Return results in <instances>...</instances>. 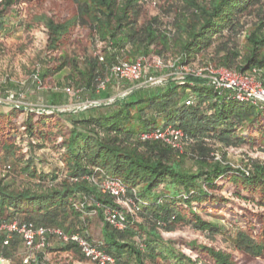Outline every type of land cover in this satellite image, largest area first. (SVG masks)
Listing matches in <instances>:
<instances>
[{
	"label": "trees",
	"instance_id": "obj_1",
	"mask_svg": "<svg viewBox=\"0 0 264 264\" xmlns=\"http://www.w3.org/2000/svg\"><path fill=\"white\" fill-rule=\"evenodd\" d=\"M181 1L183 13H175L170 22H164L162 15L169 14L170 9L151 14L147 0H0V32L5 18L17 11L22 13L19 23L26 30L43 28V58L35 71L40 81L49 83L51 76L65 66L62 52L74 43L76 28L82 27L101 47L87 55L88 45L81 44V66L75 59L67 64L72 74L79 76L74 88L91 90L93 99L111 96L106 89L96 93V86L112 64L153 55L165 60L173 46H177L181 65L197 60L200 66L224 67L244 75L256 71L257 80L264 84L262 0ZM21 4H25L23 10H19ZM253 11L257 20L245 28L241 18ZM242 32L238 44L236 39ZM208 50L212 56L207 59ZM123 86L130 84L125 82ZM50 91L49 106H58L55 99L66 94ZM13 94L18 98V92ZM188 98L193 103L187 106ZM109 106L115 109L100 110ZM77 114L39 113L0 104V155H10L13 146L34 148L41 141L59 148L66 169L62 177L56 173L49 178L33 174L31 161L26 162L24 172L37 180V187H43L38 191L17 189L11 182L0 180V221L16 220L57 228L65 234L77 233L113 257L115 264H234L230 254L222 250L189 243L187 246L205 261L193 260L175 250L172 241H164L161 233L173 232L180 223L201 233L219 232V224L203 220L199 212H216L228 203L215 194L221 189L220 181L233 183L237 197H243V191L248 199L264 206V167L253 164L245 174L225 159L226 151L244 145L264 151V104L238 102L227 93L213 90L202 78L185 76L180 84L169 80L163 87L134 89L110 105ZM167 125L185 135L182 151L159 141L137 138L141 132ZM5 166L0 162V167ZM87 177L118 180L126 196L139 203L138 212L127 214L124 230L114 229L103 217L104 209H124L114 197L101 194ZM91 212L102 224L98 241L91 240L88 230H84ZM61 218H69L70 225L62 228ZM240 218L246 224L245 216ZM247 221L251 223L252 219ZM262 228L253 229L248 224L245 229L235 230L232 240L236 249L254 258L262 256L264 239L258 241L249 233L257 230L260 234ZM20 245L15 237L9 246L2 247L0 238V254L9 264H14ZM63 246L61 250L69 256L76 254L81 261L91 263L75 244L64 242ZM29 264L43 263L36 262L35 256Z\"/></svg>",
	"mask_w": 264,
	"mask_h": 264
},
{
	"label": "rangeland",
	"instance_id": "obj_2",
	"mask_svg": "<svg viewBox=\"0 0 264 264\" xmlns=\"http://www.w3.org/2000/svg\"><path fill=\"white\" fill-rule=\"evenodd\" d=\"M262 3H264V0H262ZM147 6L151 14L163 13V9H170L169 14L162 15L161 19L164 22H170L175 13H183L184 11V5L181 0H147ZM24 7L25 4H21L19 10H23ZM254 13L253 11L252 15H244L241 18V22H243L245 28L257 20ZM20 19H22V13L18 11L13 17H6L4 22L5 26L0 32V104H4V106L7 107L13 106L19 102L21 106L24 107L27 105L29 108L35 110L49 105L52 100L50 90H62L65 87L76 90L74 87L76 81L79 80V76L77 74H72L67 63L75 59L80 67L83 63L84 56L81 44L88 45L87 55L92 52H97L101 44L97 43L94 37L92 41L91 37H88V32L82 27H77L74 31V43L67 48L66 52H62V55L65 57V66L63 69L51 76L52 79L49 83L47 81H41L40 83L32 82V75L35 68H39L41 64L40 60L43 58L41 49L45 40V33L43 28L26 30L22 23H19ZM243 33L244 32L236 39L238 44L242 41ZM176 47L177 46H173L171 51L166 54L165 60L161 59V69L152 67L153 64L149 61L151 73L153 75L165 77L169 75L171 77H178L180 75V72H182L181 66L183 65L178 63L179 55L177 54ZM211 56L212 53L208 50L206 58H211ZM188 66L195 67L200 66V64L196 60L195 62H191ZM254 74L256 75L258 73ZM257 78L258 76L256 75L255 79L257 80ZM122 84L113 81L107 85L106 91L109 92L111 96L120 94L122 91ZM6 91L9 92L5 93ZM14 92H18V98L12 102L9 100V94H13ZM5 94L7 96L9 95L8 99H6L7 96L4 98ZM86 99H96H93L91 90H83L76 96H61L55 99V104L60 106L59 110L61 111H59V113L68 114L76 112L78 104ZM114 109V106H109L108 108L100 110L111 111ZM4 110H6V108H3V111ZM76 115L78 114L76 113ZM76 115L75 117H77ZM20 144L21 143H19V145ZM220 154L221 152L216 154L218 159L221 158ZM64 158L65 156L59 151V148H53L50 143H42L39 141L34 148L13 146L10 155H0V162L2 165L9 164L12 168L10 172H6L4 168L0 167V180L11 182L12 186L17 189L29 188L38 191L43 187H37V180L24 172L25 163L31 161L30 168L35 170L33 174H43L50 178L52 174L57 173V175H61L62 177V171L66 170L64 168ZM225 159L230 166L233 168H240L245 174L251 171L253 164L264 167V151L258 146L244 145L240 148L228 150L225 153ZM187 164L191 166V162ZM218 184L221 186V189L215 191V194H219L222 199H227L228 203L223 205L219 211L215 212L214 209H209L206 212H199V215L205 221L219 224L220 231L213 232L212 234L207 232L201 233L193 230V228L187 224L180 223L177 224L173 232H162L161 236L163 240L172 241L175 250L184 253L193 260L205 261L196 250L187 246L189 243H197L212 247L216 250H222L230 254L234 264H264V253L262 256L256 258L249 256L236 249L232 240L235 230L245 229L248 224H251L253 229L264 227V206L257 205V203L251 201V199H248V196L243 191H241L243 197H237L234 193L236 187L229 181H220ZM192 206L196 208L195 203H193ZM88 214L87 221L85 220L86 228H84V230H88L86 231L91 240L98 241L102 224L93 212ZM240 216H245L247 220L252 219L251 223L246 220V225L245 221H243ZM59 224L62 228L68 227L70 225L69 218H61ZM262 230L263 232L260 234V231L257 230H253L249 233L259 241L261 238L264 239V228H262ZM62 247H64L63 243L59 240L53 237L49 238L48 247L42 252L34 254V257L36 256V262L43 264H64L63 260H66V264H91L84 260L81 261L79 255L74 254L69 256L70 254L68 252L61 250ZM23 255L24 251L20 245L17 248L14 264H19ZM159 264L165 263L161 261Z\"/></svg>",
	"mask_w": 264,
	"mask_h": 264
},
{
	"label": "built area",
	"instance_id": "obj_3",
	"mask_svg": "<svg viewBox=\"0 0 264 264\" xmlns=\"http://www.w3.org/2000/svg\"><path fill=\"white\" fill-rule=\"evenodd\" d=\"M101 61L102 58L99 57ZM156 69L162 68V61L158 56H151L146 58L143 56L137 57L132 61H119L114 63L109 68L108 74L105 78L97 81L96 93L103 92L106 86L115 80L117 83H128L130 86L124 87L121 85L122 91L120 94L110 96L106 99L84 100L77 106V111L73 113H84L90 109L101 106L110 105L116 100L125 98L134 89L141 87H163L169 80L182 83L185 76H193L205 80L206 85L219 93H227L229 98L235 99L238 102L250 103L252 105L264 104V84L255 79L254 74L244 75L237 71L230 70L224 67L212 66H195L188 65L181 66L182 72L178 77L169 76H155L151 73V65ZM253 73H256L253 72ZM32 82H41L38 76V71L32 75ZM66 95L76 96L81 89L73 90L69 87L63 88ZM10 95V96H9ZM9 100L15 101L14 94H9ZM8 96L6 99H8ZM1 103V102H0ZM193 100L188 98L185 105H191ZM25 105V104H23ZM15 107L21 106L19 102L13 105ZM23 107V106H22ZM60 106H43L35 109L39 113H53L59 112ZM24 108H29L25 105ZM32 109V108H30ZM34 110V109H32ZM63 111V110H62ZM139 141H159L174 149L182 151L185 135L183 132L172 126L159 127L152 131L141 132L137 136ZM6 172L11 171L9 165L3 167ZM73 180V179H72ZM99 190L101 194H108L116 199L117 204L121 205L124 210L107 208L103 210L104 220L114 229L122 231L126 228L127 214L133 215L139 211V206L132 198L126 196V189L120 181L115 179H96L88 178ZM18 237L21 241L24 255L23 264H29L34 260V254L45 250L49 245V238L53 237L61 242H71L75 244L84 258L93 264H115V259L104 252L99 246L91 244L88 240L78 235L65 234L57 228L36 227L31 223H20L16 220L0 221V238L2 240V247H7L12 240ZM142 247V245H141ZM0 264H9L8 260L0 254Z\"/></svg>",
	"mask_w": 264,
	"mask_h": 264
}]
</instances>
